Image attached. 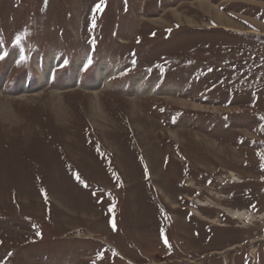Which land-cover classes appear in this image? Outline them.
Returning <instances> with one entry per match:
<instances>
[{
	"label": "rangeland",
	"instance_id": "374dc122",
	"mask_svg": "<svg viewBox=\"0 0 264 264\" xmlns=\"http://www.w3.org/2000/svg\"><path fill=\"white\" fill-rule=\"evenodd\" d=\"M0 264H264V0H0Z\"/></svg>",
	"mask_w": 264,
	"mask_h": 264
},
{
	"label": "bare ground",
	"instance_id": "6f19581e",
	"mask_svg": "<svg viewBox=\"0 0 264 264\" xmlns=\"http://www.w3.org/2000/svg\"><path fill=\"white\" fill-rule=\"evenodd\" d=\"M53 60V59H52ZM52 60H50L49 62H50V64H49V68H48V70L45 72V73H40L39 74V77H38V80H39V87L40 88H43L46 84H47V80H48V77H49V73H50V67L52 66ZM80 65H81V61H79V62H77V70L79 69V67H80ZM111 72H112V69H106V64L103 62L99 67H98V69H97V71H96V80H97V85L96 84H93L92 86H91V89H96V88H98V86L101 84V82L103 81V80H105L110 74H111ZM113 73V72H112ZM75 82L77 81V73L75 74ZM75 85V83L74 84H67V87L68 86H74ZM25 88H26V86L23 84V85H20V89H19V93H24V92H26V90H25ZM153 89H154V84H151V85H149L148 87H146V88H144V89H140V78H136L135 80H134V85H133V93H143V94H149V93H151L152 91H153ZM93 92V91H92ZM93 94H95V93H93ZM49 96V95H48ZM96 105V104H95ZM150 121V120H149ZM151 158V157H150ZM155 161V159L152 157V159H151V162H152V167H153V163H155L154 162ZM231 175H233L232 174V172H229ZM229 174V175H230ZM191 198V197H190ZM167 200V199H166ZM169 201V200H168ZM167 201V202H168ZM170 202V201H169ZM194 213L195 214H199L198 213V211L197 210H194ZM180 223V222H179Z\"/></svg>",
	"mask_w": 264,
	"mask_h": 264
},
{
	"label": "snow or ice",
	"instance_id": "6c2138e0",
	"mask_svg": "<svg viewBox=\"0 0 264 264\" xmlns=\"http://www.w3.org/2000/svg\"><path fill=\"white\" fill-rule=\"evenodd\" d=\"M97 8L99 9V5H97ZM17 42H18V40H17ZM78 179H79V177H77ZM167 242V241H166Z\"/></svg>",
	"mask_w": 264,
	"mask_h": 264
}]
</instances>
